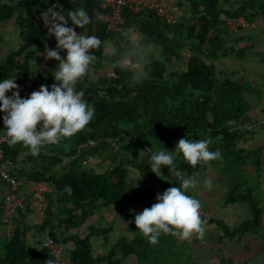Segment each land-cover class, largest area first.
<instances>
[{
    "label": "trees",
    "instance_id": "1",
    "mask_svg": "<svg viewBox=\"0 0 264 264\" xmlns=\"http://www.w3.org/2000/svg\"><path fill=\"white\" fill-rule=\"evenodd\" d=\"M58 1L62 0L0 3V22L14 18L20 27L19 48L0 62V80L19 81L30 75L34 68L32 63H38V54L53 40L48 37L47 29L38 25L36 16L43 12L69 16L57 5ZM182 2L189 5L194 23L170 25L151 12L143 19L140 13L125 11L124 28L154 41L157 56L144 65L140 78L130 70L117 67L114 80L102 87L89 84L88 76L100 69L102 61H115L125 56L132 44L120 32L109 31L104 24L97 23L91 35L99 37L101 45L91 50L96 59L75 85L78 91L84 92V99L95 107L94 117L72 137L51 145V161L45 173L30 176L34 182H48L52 186V191L46 195L51 204L44 212L43 221L34 229L46 232L62 245L71 242L72 247L65 249V253L72 264H125L130 257H134L136 264H186L191 261L179 237L161 234L158 243L150 244L132 222L128 226L130 235L118 239L108 254L101 256L93 255L91 239L100 236L107 239L111 229L89 225L85 232L78 231L99 209L129 202L143 210L156 203L159 192L138 188L129 175V167L141 177H151L155 173L151 172L148 156L141 151L151 147L155 151L164 148L171 151L186 134L190 140H209V150L219 151L220 156L193 166L178 154L175 157L178 169L191 177L219 168L230 178L224 203H242L250 214L249 219L233 230L219 219L200 215L204 230L214 227L218 242H222L224 237L240 239L247 234L260 235L264 229V199L255 195L264 171V146L252 151L241 147L246 141L245 133L252 132L244 129L243 118L262 92L244 76L217 71L215 56L226 54L228 49L219 36L211 35L213 29L228 18L264 20V0H179L180 4ZM88 21L91 22L90 15ZM106 41L113 46L110 57L104 55ZM186 50L190 52L187 58ZM183 59H187L186 70H169L173 62ZM45 84L50 86L52 77L47 71L39 70L36 90ZM107 140L123 144L116 150ZM20 150L6 142L3 165ZM103 154L109 162L103 172L83 168L84 160ZM63 158H70V161L55 171ZM251 160H255L254 168L258 173L254 181L245 171ZM161 172L164 174L160 181L161 194L169 187L180 186L178 178L169 173L166 166ZM187 194L193 196L190 188ZM30 214L31 208L27 205L11 219L13 229L4 245L0 264H55L48 249L36 251L26 245ZM223 260V264H233Z\"/></svg>",
    "mask_w": 264,
    "mask_h": 264
},
{
    "label": "clouds",
    "instance_id": "2",
    "mask_svg": "<svg viewBox=\"0 0 264 264\" xmlns=\"http://www.w3.org/2000/svg\"><path fill=\"white\" fill-rule=\"evenodd\" d=\"M87 14L81 10L72 13V23L45 24L49 38L54 37L56 47L46 48V58L59 63L52 71L55 81L50 87L41 85L27 97L20 94L16 79L0 80V113L9 146L20 143L33 155H38L45 145L59 144L82 130L94 117L95 107L84 99V92L75 87L96 59L91 50L101 45L95 35L77 33L75 27L87 23ZM75 26V27H74ZM66 55L61 57L60 52ZM11 92V95H6ZM181 138L174 149L143 152L150 160L151 172L162 176L163 166L180 181V186L169 187L156 195V203L134 215L135 224L150 244L158 243L161 234L188 238L193 233L203 234L200 202L187 190L194 186L193 178L178 169L175 157L182 154L185 161L195 166L201 161H211L220 156L210 151L207 139ZM152 145V144H151Z\"/></svg>",
    "mask_w": 264,
    "mask_h": 264
},
{
    "label": "crops",
    "instance_id": "3",
    "mask_svg": "<svg viewBox=\"0 0 264 264\" xmlns=\"http://www.w3.org/2000/svg\"><path fill=\"white\" fill-rule=\"evenodd\" d=\"M7 1L8 0H0V3H6ZM160 1L162 2L163 6L171 10L176 15V23L180 22L183 24H192V20H194L195 18L192 16L189 5L186 2H182V4H180L179 0ZM56 3L62 8L64 12H66V14L69 15L67 18L60 13L59 15L62 16V21L60 23H63L65 21H67L68 23H72V13L74 12L78 13L79 11L83 10L87 14L88 20V15L91 16L92 14L103 10L102 0H62ZM124 13L125 11H123V15ZM138 13H140V16L143 19H146L150 14V12L148 11H141ZM75 31L77 33L82 32L86 35H91V33L93 32L91 28V23L89 21L83 25L76 26ZM120 33L132 44V48L128 51L125 56L118 60L114 61L108 59L102 61L100 69L96 73H93L88 76L87 81L89 84L95 85L97 87H102L107 85L108 83H111L115 77L114 69L117 67L130 70L134 72L137 78H140L143 75L144 65L147 62L154 60V58L157 56V47H155L156 44L154 43V41L142 37L138 32H135L131 29L123 28ZM211 35L219 36L226 44L225 48L228 49L226 54H216L214 63L217 67V71L228 73L234 72L236 73L237 77H245L250 76L253 73V66L255 64H258L259 62L263 63L261 61V58L256 57L257 60L254 58L256 56L255 54H257L256 51L260 49L264 51L263 19H259L258 27L253 30L241 29L238 31H230L226 27V24L223 23L222 25L216 26L211 32ZM52 39L56 43L55 38L53 37ZM19 41L20 27L16 20L13 18L8 21L0 22V62L4 60V58L8 54L16 51L19 48ZM103 46L104 55L110 57L113 52L112 43L110 41H106ZM60 55L61 57H64L66 53L60 52ZM184 55L185 57L189 56L190 52L186 50ZM58 63L59 62L54 59L47 60V64L49 66V70L47 72L52 77V84L55 83L52 76V71L55 69ZM36 66V63H32V67L35 68ZM186 68L187 59H183L181 61L173 62V64L169 67V70L182 72L186 70ZM263 71L264 69L262 70V72ZM258 78L262 80H258V84L262 85L264 83V73H261ZM252 79L253 77L249 80ZM261 92V96L264 97V92L262 91V89ZM6 95H11V92L7 93ZM255 99L253 100L252 110L247 116L243 118L242 124L245 127L244 129L246 131H252L253 134L264 135V109L260 106V101H257L255 103ZM2 115L3 113H0V117H2ZM0 130L5 131L2 119H0ZM12 147L14 149L15 147H17L21 150L17 156H14L12 160H8L6 164H4V167L19 181V187L16 190V194L24 206L22 208L13 207L11 201L7 199V196L11 192L10 186L5 180L0 178V258L4 251V245L9 240L13 229L11 219L18 213V211L24 209V207L27 205H30L31 214L27 220V226L29 227L30 231L25 239L26 245L33 250L40 251L43 249V241L48 236L46 235L45 238H40L42 235H45L46 232H44L45 234L43 232H38L34 229V226L43 221L44 212L48 205L51 204V202L48 199H46L45 202H39L35 198H33L32 195L34 191V186L37 182H34L32 179H30V176L36 173H45V169L51 161V145H45L38 155H33L28 148H26L23 144L20 143ZM69 161L70 158H63L62 162L54 168L55 171H58L63 168ZM82 166L83 168L93 169L97 172H103L105 169H107L109 163L106 166V159L105 155L103 154L101 157L98 158L90 157L84 160L82 162ZM48 184L49 192L47 194L52 191V186L50 185V183ZM128 204L132 203L128 202ZM118 205L121 204H115L114 206H112L115 207ZM232 205L230 206L232 207ZM233 208H236L235 210L242 209L240 207H235V205ZM195 234L196 235L194 237H196L200 233ZM237 240L239 239H236V241ZM183 241L185 242V245L189 244V240H187V238L186 240L184 238ZM224 241L225 240H222L219 245L226 244ZM91 242L93 244L92 240ZM212 246L208 247V249L205 251L206 253L210 254V257L205 256L206 253L202 255V253H200L195 247H193L194 249H196L194 250V254H191L188 251L190 247H186L184 252L190 258L191 262H194L195 264H216L213 255H211V250L213 249ZM110 248L111 246L109 247V250ZM101 249L102 251L98 249V252L96 253L95 251H93V255L101 256L108 254L109 251H105V241L101 242ZM224 257L226 258L227 255H224ZM228 263L231 262L228 261ZM125 264H136V260L134 259V257H130L126 260ZM261 264H264V261Z\"/></svg>",
    "mask_w": 264,
    "mask_h": 264
},
{
    "label": "rangeland",
    "instance_id": "4",
    "mask_svg": "<svg viewBox=\"0 0 264 264\" xmlns=\"http://www.w3.org/2000/svg\"><path fill=\"white\" fill-rule=\"evenodd\" d=\"M192 21L195 22V20ZM256 52L257 54H255L256 56L254 58L256 60L257 58H261V61L263 63L259 62L258 64H255L253 66V73L250 76L245 77L248 80L253 77L252 80H249L250 83L254 87L260 90L262 89V91L264 92V83L262 85L258 84V80H260L258 77L261 73H264V71L262 72V70L264 69V51L260 49ZM257 101H260V106L264 109V97L261 96L260 98L255 99V103ZM245 138L246 141L241 143V147L243 148H248L252 151L257 147L264 146V135L253 134V132L248 134L245 133ZM107 141L116 150H118L119 146L123 144L122 142L119 144L117 140ZM108 163L109 162L106 161V166L108 165ZM254 165L255 160H251L245 167L246 174L252 181H254V177L258 176V173H256L255 171ZM129 175L134 180L135 185L138 188H150L159 193L162 192L160 181L164 179L163 173L161 177H158L156 174H153L151 177H141L138 171H136L132 167H129ZM191 178L194 179L195 184L194 186L190 187V189L193 197L196 198L201 204V208L199 210L201 216L206 218L214 217L216 219H219L226 225H228L230 230L235 229L239 224L246 220V218H250V214L248 210H246V205L242 203H236L234 204L235 207H240L242 209L235 210L236 208H233L234 205H226L224 203V198L227 195V190L229 187L228 183L230 182L228 174L222 173L219 168L215 167L205 172L195 173L191 175ZM255 193L257 197H259L260 199H264V171L262 172L260 184L256 188ZM230 205H232V207ZM113 206L97 210L92 217H89L78 228V231L81 233L85 232L89 225H96L100 228L111 229L107 235V239H105V237L103 236L91 239L93 241L92 246L95 253L98 252V249L102 251V241H105L106 243L105 251H109V247L116 243L118 239L126 235L129 236L130 233L128 231V226L130 222L134 220V215L136 213L143 211L142 209H139L132 204H128V202L115 207ZM54 210H56V207H54ZM46 235L47 234L42 235L40 238H45ZM195 235L196 234L193 233L192 236L187 238V240H189V244H182L184 245L183 249L185 250L186 247H190L188 251L191 254H194V250L197 249L200 253H202V255H204L208 247H211L213 245L211 255H213L216 264H223V259H227V261H230L233 264H261L264 261V229L260 235L247 234L242 236L237 241L235 238L224 237L223 240H225L224 242L226 244L221 245H219L221 242H218L217 231L214 227H207L206 230H204L203 234H198L196 237H194ZM179 239L184 240V238L182 239L180 237ZM63 247L67 250V248L72 247V243L69 242L66 245H63ZM193 247H195L196 249H194ZM219 248H221L222 250ZM224 255H227V257L225 258ZM205 256L210 257V254L206 253ZM190 263L191 261L186 262V264Z\"/></svg>",
    "mask_w": 264,
    "mask_h": 264
},
{
    "label": "built area",
    "instance_id": "5",
    "mask_svg": "<svg viewBox=\"0 0 264 264\" xmlns=\"http://www.w3.org/2000/svg\"><path fill=\"white\" fill-rule=\"evenodd\" d=\"M102 7V11L91 15L90 23L93 31H95L97 23H102L109 31L121 32L125 25L123 11H128L130 13L148 11L162 18L170 25H175L177 22L176 15L171 10L163 6L160 0H102ZM36 21L42 29H46L44 27L45 24L50 25L58 22L60 23L62 21V16L59 14L43 12L36 16ZM258 23L259 20L248 21L244 17H234L225 20L226 27L230 31H238L241 29L253 30L258 27ZM44 46L43 51L38 54L40 59L37 66L31 70L30 75L24 77L22 80L16 81V83L20 86V94L22 97H27L31 92L36 90L35 81L39 70H49V66L47 64L48 59L46 58L44 50L47 47L54 49L56 47V43L52 40ZM6 142V132L0 130V178L5 180L10 186L11 192L7 196V199L11 201L13 207L22 208L24 205L16 194V190L19 187V181L4 167L2 163L4 157L3 145ZM91 144H94V142H91ZM48 192L49 184L47 182H37L35 183L32 196L39 202H45ZM42 247L50 251L55 260V264H72L66 256L63 245L50 236L45 238L42 243Z\"/></svg>",
    "mask_w": 264,
    "mask_h": 264
}]
</instances>
